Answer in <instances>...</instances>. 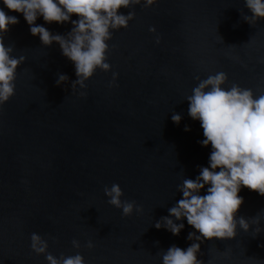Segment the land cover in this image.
<instances>
[{"label": "water", "instance_id": "1", "mask_svg": "<svg viewBox=\"0 0 264 264\" xmlns=\"http://www.w3.org/2000/svg\"><path fill=\"white\" fill-rule=\"evenodd\" d=\"M128 11L134 18L107 42L110 70L97 69L84 89L72 92L74 68L58 45L42 46L22 15L5 9L19 22L4 43L24 62L14 95L0 105V264H46L30 250L33 233L54 257L79 253L84 264H161L170 246L193 242L185 220L177 236L153 227L181 199L177 186L208 166L210 146L199 144L202 129L188 116L185 98L196 77L221 71L225 87L264 94V20L244 22L250 13L242 0H156L149 8L118 9ZM75 19L35 23L66 35ZM58 74L67 83L56 86ZM173 113L181 116L179 125ZM114 183L139 214L122 218L108 205L103 189ZM238 195L236 215L250 223L257 216L262 231L253 237L255 226L237 227L231 240L203 241L201 264H264V197L246 188Z\"/></svg>", "mask_w": 264, "mask_h": 264}, {"label": "clouds", "instance_id": "2", "mask_svg": "<svg viewBox=\"0 0 264 264\" xmlns=\"http://www.w3.org/2000/svg\"><path fill=\"white\" fill-rule=\"evenodd\" d=\"M156 0H0V105L5 104L15 90L16 70L23 64L24 57L12 55L13 48L6 46L4 36L22 15L33 37H38L42 46L55 43L61 55L70 61L76 79L71 83V90L84 89L85 82L99 69L110 70L106 62L108 41L111 33L126 29L134 18V13H118V9H131L142 5L149 8ZM250 15L242 16L244 22L253 26L264 20V0H242ZM71 20V30L66 35L50 33L44 26L36 24L42 18L45 24L60 25ZM149 33H155L149 27ZM155 44L160 43L157 36ZM117 74L112 73V86ZM198 82L185 100L188 103L187 114L193 121H198L202 129V147L210 146L208 166L200 167L195 179L185 178L177 191L181 199L168 209V215L161 217L153 227L163 228L177 236L184 228L185 220L194 232H189L186 239L193 241L184 249L170 246L161 255V264H201L197 259L200 244L205 240H231L236 229L248 232L253 228V237L262 229L258 226L261 219L257 216L249 220L237 216L243 198L238 195L241 188L264 197V94L254 96L253 91L241 88L233 83L225 87L227 76L224 72L208 75L205 79L195 78ZM68 77L58 74L56 86L67 83ZM83 95V92H79ZM171 121L179 125L181 116L171 115ZM184 131H189L185 126ZM201 190L204 194L201 195ZM109 206L121 212L122 218L129 217L133 211L137 214L141 208L134 201H122L123 195L119 185L103 189ZM175 221V222H174ZM73 249H79L77 240L71 242ZM91 250L93 244L87 242ZM48 243L40 235L30 236V250L37 256H44L46 264H84L83 257L77 253L73 256L54 257L47 252Z\"/></svg>", "mask_w": 264, "mask_h": 264}]
</instances>
